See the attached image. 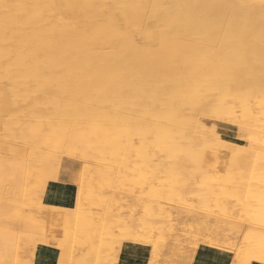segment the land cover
I'll return each mask as SVG.
<instances>
[{"label": "bare ground", "instance_id": "obj_1", "mask_svg": "<svg viewBox=\"0 0 264 264\" xmlns=\"http://www.w3.org/2000/svg\"><path fill=\"white\" fill-rule=\"evenodd\" d=\"M0 5L3 6H0L3 9H0V132L4 134L5 126H9L8 135L14 140L25 137L30 152L23 158L10 144L6 151L9 159H0V167L6 169L0 175V202L3 201L0 204L6 201L5 214L8 210L13 221L21 219L23 213L17 209L20 200L21 209L32 200L29 196L33 191L27 188L33 189L35 185L33 193L39 196L46 191L50 181L39 175L36 180L34 171L38 168L33 171V167L40 160L45 164L54 159V155L51 159L47 157L51 152L66 156L73 166L83 163L70 180L77 185L73 199L68 193L54 191L56 195L46 199L47 205L41 200L34 202L36 209L39 204L41 211L59 214L60 219L74 227L59 249L47 238L34 240L0 234L4 242L12 238L23 243V251L18 250L24 255L22 264H34L35 259V264H42L41 260L37 262V255L48 245L59 251L57 264H116L125 243L152 244L150 239L133 233L132 227L121 229L120 224L111 223L108 212L112 213L113 208L108 207L109 211L106 208L107 213L102 208L100 212L95 209V213L91 212V206L107 204L110 198L109 194L108 198L105 196L108 178L97 173L103 166L97 168V175L92 173L96 168L91 165L96 162L100 165L102 161H109L102 162L109 165L115 159L120 164L124 156L126 163L128 158V167L131 159H138L137 167L150 168L153 177L155 173L161 174L147 184L157 203L168 204L191 195L187 203L204 208L205 213L208 210L253 224L252 228L242 230L234 225L223 231L234 239L229 242L236 252L231 264H264V232L255 229V225L264 229V0H0ZM57 21L62 23L59 27ZM43 25L47 28H42ZM9 58L21 59L19 65L26 67L20 71L14 65L22 73L20 77H12L11 71L9 74L5 71L2 78ZM4 80L8 82L3 85ZM108 115L118 119H108ZM53 118L55 121L51 122ZM90 121L98 125L93 126ZM220 122L237 127L233 137H224L216 128ZM37 128L39 134H35ZM27 160L36 163L29 162L28 167ZM57 160L58 157L55 161L61 164ZM124 165L120 174L127 172ZM25 166H33V172ZM135 169L132 171L139 176ZM41 170L40 167L37 172ZM18 172L26 174L27 177L21 175L23 179L31 178L30 187L28 180L22 183L15 179ZM32 173L34 176L28 178ZM135 173L132 179L137 176ZM4 174L8 179L14 177L9 187L3 183ZM118 175L114 180L119 182ZM190 178L194 179V187ZM145 180H139L138 188H145ZM24 183L26 191L20 192ZM57 199L59 203H75V207H58L53 204L58 203ZM24 200L29 202L25 204ZM11 203L18 204L15 205L18 213L9 212V206L14 205ZM165 204L158 205L161 208ZM140 205L146 207L143 202ZM144 212L149 213L146 209ZM16 215L19 217L15 218ZM211 218L200 227V243L217 247L218 236H209L216 217ZM131 220L127 222L129 225ZM147 223L141 230L149 228ZM160 226L159 230L164 231ZM104 233L113 236L108 239ZM157 239L154 246L159 243ZM16 242L10 243L14 250L19 249ZM12 250L7 254H12ZM151 253L149 261L142 256L140 264H173L161 263L159 248L155 247ZM15 254L16 251L14 258ZM213 256L209 257L207 248L201 246L194 264H220L223 256ZM1 257L0 264H4ZM16 260L6 264L20 262Z\"/></svg>", "mask_w": 264, "mask_h": 264}, {"label": "rangeland", "instance_id": "obj_2", "mask_svg": "<svg viewBox=\"0 0 264 264\" xmlns=\"http://www.w3.org/2000/svg\"><path fill=\"white\" fill-rule=\"evenodd\" d=\"M1 6V5H0ZM2 8H3V6H1ZM2 8H0V9H2ZM3 10V9H2ZM1 11V10H0ZM75 17H78V16H75ZM75 20L78 22L79 20L77 19V18H75ZM58 22V21H57ZM56 22V23H57ZM60 22V21H59ZM57 23L56 24V27H59L62 23L60 22V23ZM53 27H55V25L54 26H52L51 27V29H53ZM73 27H76L75 25H73ZM42 28H47V26L46 25H43V27ZM49 29H50V27H48ZM60 31V30H59ZM75 31H76V29H75ZM59 35H60V33H58ZM9 59H11V60H9ZM7 61H6V66H5V69L3 68V74H2V78H5L4 76V74L6 73L5 71H7V73L8 72H10V74L9 75H13L14 77L16 76H21V70H24L22 67H24V66H22L21 67V65H19L20 63H19V61L21 60V59H19L18 61L16 60V59H13V58H9ZM12 60H14V61H12ZM15 60L17 61V63H15ZM9 61V62H8ZM10 61L12 62L10 65H9V63H10ZM8 64V65H7ZM13 64V65H12ZM14 65H15V67L16 68H18L20 71H18V69L16 70V68L14 67ZM11 66H13V69H11L10 67ZM6 67H7V69L8 70H6ZM25 69H26V67H24ZM95 68V67H94ZM15 71V72H14ZM17 71V72H16ZM5 72V73H4ZM18 72H20V74L18 73ZM17 74V75H16ZM4 75V76H3ZM95 75H97V74H95ZM12 76V77H13ZM96 77V76H95ZM92 80H95V79H92ZM5 81V82H4ZM4 81H2V83H3V85H4V83L6 84V81L7 80H4ZM8 82V81H7ZM108 112L110 113V114H112L111 112H110V110H108ZM113 115H108L107 116V118L108 119H110V118H112V120H116V119H118V118H115V117H112ZM54 122L55 121V119L53 118L52 120H51V122ZM91 122V124L93 125V126H97L98 124L97 123H94V122H92V121H90ZM35 125H36V122L34 123ZM95 124V125H94ZM211 125V124H210ZM31 126H33V124H31ZM8 127L9 126H5V132H3L4 134H2L1 132H0V153H2L3 152V154H0V159H2V158H6V159H9V158H7L8 157V155H7V150L9 149V147L10 148H13V149H15V151L17 150V153L18 154H20V153H22V157L23 158H25V156L26 155H28L27 153H30V152H28V144L26 143L27 142V139L25 138V137H17V138H15V140H14V137H12L11 135H8V132H7V129H8ZM216 128L224 135V137H227V138H231V137H233L234 136V134H235V130L237 129V127H235V126H233V125H231V124H229V123H225V122H220V123H218V124H216ZM38 130H40V128H37V130L35 129V131H36V133L35 134H39L40 132L38 131ZM240 134H242L241 132H240V130L238 129L237 130ZM1 138H5V139H1ZM10 141H9V140ZM18 140H19V142H18ZM8 141V142H7ZM15 141V142H14ZM17 141V142H16ZM6 142V143H5ZM11 142V143H10ZM13 142V143H12ZM3 143V144H2ZM14 143H17V144H15V145H18V146H15L14 145ZM24 143V144H23ZM1 144H2V146H1ZM11 144V145H10ZM12 144H13V146H12ZM10 145V146H9ZM4 146V147H3ZM21 146H23V149H25V150H23V149H21ZM3 147V148H2ZM27 148V149H26ZM4 149V151H2ZM22 150V151H21ZM25 151H26V154H25ZM20 152V153H19ZM24 152V153H23ZM52 153H54V152H51V154H49V155H47V157H52V155H54V159L52 158H50L51 160L50 161H52V160H54V162H50V161H48V163H45L44 164V162L45 161H39V164H40V162H41V164H40V167L42 168V170L40 171V173H38L39 171L38 170H40V167H37L38 165H37V163L36 162H32V160H27V162L25 163L26 165H27V163L29 164V162L31 163V165H34L35 163H36V165L32 168L33 169V171L36 169L37 170V168H38V172L37 171H34L35 173L34 174H37V175H35L36 177L38 176V177H43L44 179H46L47 178V180H48V184L46 185V190H47V187H48V185L49 184H51V182L53 181V180H58V179H60V178H65V179H68V180H71L75 175H76V172H78V171H80L81 169H82V166H83V163L82 164H77V166H73V165H71L70 164V162L69 161H71V160H69L66 156H63L62 157V154H60V153H58L59 155H61V156H57V153H56V155L55 154H52ZM25 154V155H24ZM3 155V156H2ZM4 155H6V156H4ZM51 155V156H50ZM58 157V160L57 161H60L61 160V157H62V162H61V164H59V162H56L55 161V159H57V157ZM47 157L45 158L46 160H49V159H47ZM56 157V158H55ZM121 158H123V160H121L120 159V164H118V160L119 159H115V161L113 160V162L112 161H110V163L111 164H106L107 162L109 163V161H102V162H106V163H103L102 164V162L100 163V165L99 164H97V163H99V162H96V163H93L91 166V168H93V166H95L93 169H95V170H93V172L92 173H95V174H99V176L101 177H106V178H108V179H106L107 181H106V185L108 184V186L105 188V196H106V198H108V194H109V197L110 198H108V201L109 202H107V204L106 203H104L105 205H107V207L106 206H104V207H102V206H100V205H97L98 206V208H100V210L98 209V208H96L97 206H95L94 208H93V206H91V212L92 211H94V209H95V211L96 212H100L102 209V211H105V209L106 208H113L112 209V213H111V210L109 211V208L107 209V211H109L108 212V217H109V219L111 220V223H113V224H115V225H118V224H120V226H119V228L121 227V229H126V228H131V231L133 232V233H135V234H138V235H141V236H144L146 239H150V241H151V243L152 244H136V243H134V244H136V245H138V246H140L141 248H143V250H146L147 251V253L149 254V255H152V251H153V249L155 248V247H157V248H159L160 250H161V254H159L160 256H159V260L161 261V263H163V262H169V263H173V264H194V260H195V258H196V254H197V250L201 247V246H205L206 248H209V249H211V250H214V251H216V252H218V254H220L221 256H223L224 258H226L227 259V264H231V262L233 261V256H235V249H234V247H233V249L232 248H230V243L229 242H234V239H233V237H231V235H230V233L229 232H223L225 229H231L232 228V226H237V227H240L242 230L243 229H245V228H252V225L253 224H251V223H248V222H245V221H241V220H237V219H233V218H230V217H226V216H223L222 214H214V212H210V211H208V210H206V212L207 213H205V209L204 208H202L201 207V209H200V207H198L197 205L196 206H193V205H191L190 203H187V201L189 200V198L191 197V195L189 196L188 195V197L185 199V198H183V199H178V200H174V201H171V202H168V204H165V203H157V198L155 197V198H153L152 196H153V194L148 190V188H147V184H149V182H150V180H153L154 179V177H157L158 175L161 177V174H159V173H155L156 175L153 177V175H154V172H152V170L150 169V168H146V167H142L144 170H142V168H139V167H141V166H139V167H137V165L138 164H135V163H137V162H135V161H138V159H135V158H133V157H131V156H129V158H133V159H135L134 161H132V159L130 160V165H129V167H128V163H129V161H128V158H127V163L126 162H124V159H125V161H126V158H125V156L124 157H121ZM162 159H163V157H161ZM160 157H159V159H161ZM44 159V160H45ZM64 160V161H63ZM69 160V161H68ZM123 161V162H122ZM47 162V161H46ZM56 162V163H55ZM117 163L118 165L117 166H115L114 165V163ZM32 163H34V164H32ZM42 163H43V165H42ZM49 163H51V165L50 166H48V164ZM53 163H55V164H53ZM115 163V164H116ZM124 163H126L127 165H124ZM47 164V165H46ZM97 164V165H96ZM102 164V165H101ZM108 165L107 167L105 166V165ZM124 166H126L125 168H127V169H125V170H127V172L129 171V172H134L135 173V171H132L133 169H135L136 170V172L138 171L137 169L139 168V172H137V173H139L140 175L138 176L136 173V175L137 176H134L135 178H136V182H135V178L134 179H132V174H134V173H127V172H124L123 174L125 175V173L126 174H131V177L130 176H127V175H125L124 176V178H123V174H120V173H122L123 171H124V167H123V165ZM58 165H61V167L60 166H58ZM110 165H113V166H111V167H109ZM122 166V167H120V166ZM133 165H135V168H133ZM28 167L30 166V165H27ZM27 166H25V167H27ZM79 166V167H78ZM97 166V167H96ZM103 166V167H102ZM107 168V169H105V171L107 170V172H105V174L103 173L104 172V168L105 167ZM27 167V168H28ZM47 167H49V168H47ZM60 169H59V168ZM72 167V168H71ZM99 167H102L103 169H101V171H99L98 170V172L96 173V170H97V168L99 169ZM114 167L116 168V167H118V169L116 168V169H114ZM1 169H0V175H2L4 172H5V168H4V166L3 167H0ZM31 168H28V170L30 169V171H32L31 170ZM122 168V169H121ZM44 169V170H43ZM57 169L59 170V171H57ZM68 169V170H67ZM114 169V170H113ZM119 169H120V171H119ZM129 169H131V170H129ZM186 169H190L189 167H186ZM27 170V169H26ZM77 170V171H76ZM110 170H112V172L110 171ZM118 170V171H117ZM140 170H142V171H140ZM147 170V175L145 174V171ZM32 171V172H33ZM46 172V173H45ZM59 172V173H58ZM63 172V173H62ZM74 172V173H73ZM90 172V174L92 175V173ZM99 172H101V173H99ZM109 172H111L113 175H111ZM119 173V175H118V173ZM7 173V172H6ZM5 173V174H6ZM58 173V178L57 179H54V175L55 174H57ZM109 175H111L110 177L107 175V174ZM141 173H142V175H141ZM4 174V175H5ZM8 174V173H7ZM6 174V175H7ZM33 174V173H32ZM32 174H30V175H28V178H30V177H32V176H34V174L32 175ZM45 174V175H44ZM62 174V175H61ZM97 174V175H98ZM158 174V175H157ZM4 176V181H3V183H7V185H8V187L10 186V184H11V179L13 178L14 179V177H17V178H15V179H17V180H19L20 182H24V179H26V180H28V183L27 184H29L30 182H29V180L31 179H27L26 177V174H23V173H16L15 174V176L14 177H12L11 179L9 178L8 179V177L7 176ZM21 175H24V176H26L24 179H23V177L21 176ZM104 175V176H103ZM106 175V176H105ZM118 175V177H119V182L117 181V180H114V179H118L116 176ZM122 175V176H121ZM145 175V176H144ZM19 176V177H18ZM142 176V177H141ZM144 176V177H143ZM150 176H152V177H150ZM158 176V177H159ZM6 177H7V179H6ZM10 177V176H9ZM21 177V178H20ZM35 177V178H36ZM38 177H37V179L36 180H38ZM115 177V178H114ZM128 177H129V179H128ZM137 177H139V178H137ZM148 177V178H147ZM21 180H20V179ZM123 178V179H122ZM142 178H144V179H147V180H145V181H147V183H145V188H138V183H139V180L140 179H142ZM8 180V181H6V180ZM50 179V180H49ZM53 179V180H52ZM109 179H112V180H109ZM138 179V180H137ZM108 180H109V182H108ZM113 180L115 181V183L113 182ZM126 182H125V181ZM132 180V181H131ZM111 181L113 182V185L114 184H116V187H113V185L111 184ZM121 181H123V184L122 183H120ZM194 179H192V178H190V185H191V187H194ZM8 182H9V184H8ZM22 182V183H23ZM35 182V180L34 181H32V183H34ZM108 182V183H107ZM116 182H118V183H116ZM192 182V183H191ZM25 183H26V181H25ZM25 183L24 184H22V185H20V187H21V189H22V191H20V192H23V189L26 191V189H25V187H26V185H25ZM125 183V184H124ZM131 183H133V184H131ZM119 184V185H118ZM5 185V184H4ZM7 185H5V186H7ZM15 185V184H14ZM14 185H12V187L14 186ZM25 185V186H24ZM34 185V184H33ZM109 185H111L110 187H112L113 189H114V191H115V193L119 190V191H122L121 192V194H118V193H120V192H117L116 194L115 193H113L114 191H113V189L112 188H110L109 187ZM119 186V189H118V186ZM123 185V186H122ZM124 185H125V188H124ZM115 186V185H114ZM15 187V186H14ZM20 187L18 186V185H16V188L17 189H20ZM29 187H30V184H29ZM34 187H35V185L33 186V189H34ZM134 187V188H133ZM32 188V187H31ZM31 188H27V189H30V191L32 192H34V190L33 189H31ZM42 188V187H41ZM109 188H110V190H109ZM116 188V189H115ZM16 189V190H17ZM73 189H77V185L74 183V186H73ZM43 190V189H42ZM107 190V191H106ZM132 190V191H131ZM28 191V190H27ZM111 191H113V192H111ZM32 192V196H29L30 197V199L32 198V200L29 202V201H27V202H29V203H27L25 200V206L24 205H22L21 207L23 208V207H25L26 208V206H27V208L25 209V208H23V209H21L20 208V205L22 204V201L20 200V202H21V204H20V202H19V208H17L18 206H15V205H18V204H16V203H11V204H14L13 206H15V211L18 209V211H21L22 213H23V216L22 215H20L19 214V216H22V218L20 219V217L18 216V215H16V216H14L15 218H17V216L19 217V219H15L14 221H13V219L8 215L9 213H8V210H7V213L5 214V211H6V209H5V207H4V204L6 203V201H4L5 203H2V204H0V207H2L1 209H0V211L1 212H3V214L2 213H0V234H6V235H8V236H11V237H17V236H27V237H29V238H32V239H34V240H38V239H43V238H47L49 241H52V242H54V243H56L57 245H56V247L59 249V247H60V245H62V244H64L65 242H66V235L68 234V232H71V230L74 228V227H72V226H69V222L67 221V220H62V219H60L61 218V216L59 215V214H51V213H47V212H45V211H41L40 209H38V208H41V207H39V204L37 205L38 206V208L36 209L35 207H36V204L37 203H35L34 204V202H36V201H42V203H43V205H46L45 203H46V191H44V193H42L43 195L42 196H39L37 193L35 194V193H33ZM124 192H128V193H124ZM131 193H134L133 195L131 194ZM148 193V194H147ZM110 194H111V196L113 197L114 196V198H115V200L114 199H111L112 197L110 196ZM113 194H115V195H113ZM123 194V195H122ZM142 194V195H141ZM144 194H147V195H144ZM152 196H151V195ZM56 195V193L55 192H53V193H51L50 195H49V198H51V197H53V196H55ZM138 195L140 196L139 198H138ZM121 196V197H120ZM141 196H144V197H141ZM147 196V197H146ZM150 196V197H149ZM149 197V198H148ZM151 197H152V199H151ZM41 198V199H40ZM109 199H111L112 201H110ZM138 199V200H137ZM143 199V200H142ZM145 199H147V200H149V202L147 201V200H145ZM155 199H156V201H155ZM185 199V200H184ZM28 200H29V198H28ZM142 200V201H141ZM145 200V201H144ZM23 201V202H24ZM139 201H141V203L139 202ZM151 201V202H150ZM184 201V202H183ZM1 202H3V201H1ZM0 202V203H1ZM31 202H33V203H31ZM110 202H112L113 204H111L112 205V207H110L111 205H110ZM120 204H119V203ZM142 202H143V204H144V206H146V207H143V205H140V204H142ZM152 202H154L153 204H155V205H152ZM173 202H174V204H173ZM177 202V203H176ZM178 202H180V203H178ZM8 203V202H7ZM31 203V204H30ZM170 203V204H169ZM178 204V205H176V204ZM24 204V203H23ZM122 204V205H121ZM130 204V205H129ZM135 204V205H134ZM146 204H148V205H146ZM159 204V205H161V206H163L162 204H165L164 205V207H161L163 210H161V208L159 207V205L157 206V205ZM187 205L186 207H185V205ZM2 205V206H1ZM35 205V206H34ZM110 205V206H109ZM121 205V206H120ZM151 205V206H150ZM181 205V206H180ZM189 205V206H188ZM12 205H10L9 207H11L10 209L11 210H13L12 209V207H13ZM100 206V207H99ZM115 206H117V207H115ZM136 206V207H135ZM140 206V207H139ZM152 206H154V207H152ZM172 206V207H171ZM192 206V207H191ZM4 207V208H3ZM115 207V208H114ZM151 207V208H150ZM166 207V208H165ZM186 208L187 209V211L185 212V210L186 209H184V208ZM191 207V208H190ZM17 208V209H16ZM31 208H33V209H31ZM102 208V209H101ZM132 208V209H131ZM154 208V209H153ZM160 208V209H159ZM171 208H173V209H171ZM188 208H189V210H188ZM9 209V210H10ZM120 209H121V211H120ZM124 209V210H123ZM131 211H129V210ZM137 209V210H136ZM145 209H146V213L147 212H149L150 214H151V218L150 217H148L149 216V213H147V214H145ZM151 209H153V210H151ZM169 209H171V210H169ZM178 209V210H177ZM194 209H196V210H194ZM198 209V210H197ZM204 209V210H203ZM9 211L11 214L12 213H18V211H14V212H12V211ZM98 210V211H97ZM128 210V211H127ZM136 210V211H135ZM149 210V211H148ZM160 210V211H159ZM180 210V211H179ZM185 212H183V211ZM95 211L93 212V213H95ZM116 211H117V213L118 214H116ZM123 211V212H122ZM154 211V212H153ZM166 211V212H165ZM174 211V214L172 213ZM190 211H191V213H190ZM192 211H195L193 214H192ZM197 211V212H196ZM202 211H204V213L202 212ZM106 212V211H105ZM127 212H129V213H127ZM180 212H182V214H180ZM199 212V213H198ZM107 213V212H106ZM123 213V214H122ZM159 213L161 214L160 216H159ZM198 213V214H197ZM212 213V214H211ZM142 214V215H141ZM157 214H158V217H156L157 216ZM168 214H172V215H168ZM184 214H187V215H184ZM189 214V215H188ZM195 214V215H194ZM209 214H210V217H209ZM110 215V216H109ZM121 217H120V216ZM126 215V216H125ZM127 215H129V217L127 216ZM132 215H134L133 217H132ZM155 215V216H154ZM166 215V216H165ZM176 215V216H175ZM193 215V216H192ZM204 215V216H203ZM205 215H207V216H205ZM211 215H213V216H215L216 218L214 219V221L211 223V228H213L214 230H212V232L209 234V236H218V238L220 239V242H218V243H215L216 244V246L217 247H215V245H210L209 243L208 244H202V243H200V241H201V238H200V227H202V225H203V222L204 221H207L208 219H212L211 218ZM125 216V217H124ZM147 217V219L145 218V217ZM162 216V217H161ZM164 216V217H163ZM171 216V217H170ZM190 216V217H189ZM199 216H201V217H199ZM203 216V217H202ZM217 216H219V218L217 217ZM223 216V217H222ZM117 217L119 218H121L124 222H122V220L121 219H117ZM137 217H139V218H137ZM144 217V218H143ZM156 217V218H155ZM173 217H175V218H173ZM193 217V218H192ZM196 217V218H195ZM205 217V218H204ZM119 221V223H116L117 222V220ZM129 218H130V220H131V218H133L131 221L133 222H131L130 223V225L128 224L129 222H130V220H129ZM149 218V219H148ZM171 218V219H170ZM223 218H225L226 219V222H225V220H223ZM23 219V220H22ZM115 219V220H114ZM140 220L139 222L140 223H138V220ZM114 220V221H113ZM143 220V222H141ZM145 220V221H144ZM148 220V221H147ZM203 220V221H202ZM231 220H233L232 222H231ZM113 221V222H112ZM129 221V222H128ZM170 221H171V223H170ZM185 221V222H184ZM216 221V222H215ZM229 221V222H228ZM236 221V222H235ZM115 222V223H114ZM128 222V223H127ZM149 225V226H147V227H149V228H151V229H149V228H145V230H141V228L143 227H145V224L146 223ZM177 222V223H176ZM215 222V223H214ZM153 223H155L157 226H158V223H159V226L161 227V228H163V230L164 231H162V229L161 230H159V226L156 228V225L155 224H153ZM173 223V224H172ZM187 223V224H186ZM202 223V224H201ZM235 223V224H234ZM112 224V225H113ZM144 224V225H143ZM152 224V225H151ZM165 226H164V225ZM172 224V225H171ZM216 224V225H215ZM127 225V226H126ZM163 225V226H162ZM185 227H184V226ZM213 225H214V227H213ZM222 225V226H221ZM225 227H224V226ZM130 226V227H129ZM167 226V227H166ZM169 226H171V227H169ZM217 226V227H216ZM249 226H251V227H249ZM72 227V228H71ZM175 227V228H174ZM181 227V228H180ZM255 229H258L259 231H263L264 232V229H262L261 227L259 228V226H256L255 225ZM140 228V230H138V229ZM142 228V229H143ZM153 228H155V230L153 229ZM253 228H254V226H253ZM174 229V230H173ZM192 231H191V230ZM100 230V229H99ZM130 230V229H129ZM148 230V231H147ZM158 230H159V232H161V234L158 232ZM171 230V231H170ZM219 230V231H218ZM138 231H139V233H138ZM157 231V232H156ZM170 231V232H169ZM173 231V232H172ZM190 231H191V233H190ZM217 231L219 232V233H217ZM153 232V233H152ZM147 234L146 236L144 235V234ZM151 233L153 234V235H151ZM190 233V234H189ZM227 233V234H226ZM149 234V235H148ZM165 234V235H164ZM177 234V235H176ZM182 234H184V235H182ZM103 235H105V237H107L108 239L109 238H111L112 236H113V234L112 235H110V234H108V233H104ZM163 236V237H160V236ZM167 235V236H166ZM151 236V237H150ZM176 236V237H175ZM150 237V238H149ZM171 237V238H170ZM156 238H158L157 239V242H159V243H157L156 244V246H154L155 245V243H156ZM162 238H163V240H162ZM6 241V243H8V244H6L5 242H4V239H2V240H0V247H1V245H2V248H0V255L2 256L3 255V257H4V260L2 261V262H4V264H6L7 262H11V261H13L14 259L16 260L17 258H18V260H16V262H18V261H20V262H18V263H21L22 264V262H23V260H24V255L23 256H21L20 254V250L22 249V248H24V247H22V245H23V243H22V245L20 244L21 243V241L20 240H17V242H16V240L15 239H13L12 240V238L10 239V238H8V239H5ZM10 240V241H9ZM153 240V241H152ZM161 242H160V241ZM237 240V239H236ZM9 241V242H8ZM162 241H164V243L162 244ZM179 242V244L178 243H176V242ZM194 241H195V243H194ZM226 241H228V242H226ZM1 242H4V243H1ZM14 242H16L17 243V245H18V247H19V249H17L16 250V248L17 247H15V246H17L16 244L14 245V247H15V250H14V248L13 247H11V245H13L14 244ZM187 242L189 243V244H187ZM239 242H241V240L239 239L238 240V243ZM10 243H11V245H10ZM161 243V244H160ZM186 243V244H185ZM224 243V244H223ZM6 245V247H5V245ZM20 244V245H19ZM173 244V245H172ZM219 244V245H218ZM223 244V245H222ZM229 244V245H228ZM153 245V246H152ZM164 247H163V246ZM168 246V247H167ZM222 246L224 247V248H222ZM21 247V248H20ZM26 247V246H25ZM175 247V248H174ZM221 247V248H220ZM226 247V248H225ZM9 248H11V249H9ZM168 248V249H167ZM172 248H174V249H172ZM197 248V249H196ZM6 249V251H4ZM13 249V250H12ZM58 249H57V251H58ZM10 250H12L13 252L14 251H16L17 252V254H15V258H14V255H13V252H12V254L11 253H9V254H7L8 253V251L10 252ZM19 250V251H18ZM230 250H232V251H230ZM2 251H4V253L2 252ZM21 251H23V249L21 250ZM234 251V252H233ZM59 252V251H58ZM18 254L23 258H21L20 256L18 257ZM9 255H13V258H11L10 256L8 257ZM0 256V259H2V257ZM8 257V258H7ZM10 259V261L9 260H7V259ZM5 260H7V262L5 261ZM17 263V264H18ZM14 264H15V262H14Z\"/></svg>", "mask_w": 264, "mask_h": 264}, {"label": "crops", "instance_id": "obj_3", "mask_svg": "<svg viewBox=\"0 0 264 264\" xmlns=\"http://www.w3.org/2000/svg\"><path fill=\"white\" fill-rule=\"evenodd\" d=\"M73 186L74 184L70 182V180H67L65 178L53 180L51 184H49L47 187L46 199H48L49 195L54 191L56 192L59 191L64 194L68 193V195L71 196V198L73 199L72 197L74 193ZM57 202L58 203H53V204L57 205L58 207L63 206V207H68L70 209L75 207V203H59L58 199ZM207 250L209 252V257H212L213 255L216 257V254H218V252L211 250L209 248H207ZM58 256H59V252L57 251V249L55 247L48 245L46 246V249L39 251L37 255V262L41 260L42 264H57ZM142 256L143 257L145 256V258L147 257L146 259L148 261L149 258L151 257V255H149L147 251L143 250V248H141L140 246L134 243H125L118 254L116 264H140ZM35 262L36 259L34 261V264ZM225 262H227V259L223 257L220 261V264H224Z\"/></svg>", "mask_w": 264, "mask_h": 264}]
</instances>
